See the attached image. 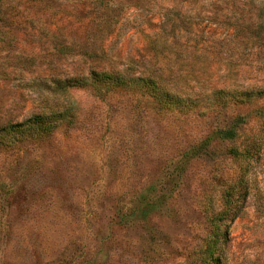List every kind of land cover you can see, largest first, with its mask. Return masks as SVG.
Listing matches in <instances>:
<instances>
[{"label":"rangeland","instance_id":"rangeland-1","mask_svg":"<svg viewBox=\"0 0 264 264\" xmlns=\"http://www.w3.org/2000/svg\"><path fill=\"white\" fill-rule=\"evenodd\" d=\"M93 72L153 73L199 103L161 110L122 88L48 94ZM254 88L264 90V0H0V127L78 107L74 125L0 151V264H192L207 202L220 206L242 163L221 141L184 156L231 123L258 160L226 264H264V97L209 105L220 90ZM153 188L158 211L119 224Z\"/></svg>","mask_w":264,"mask_h":264},{"label":"trees","instance_id":"trees-1","mask_svg":"<svg viewBox=\"0 0 264 264\" xmlns=\"http://www.w3.org/2000/svg\"><path fill=\"white\" fill-rule=\"evenodd\" d=\"M164 79L156 74L130 75L127 73L93 72L87 77L64 81H53L48 88V94L54 96L68 95L72 89L92 88L101 95L105 91L122 88L136 90L151 97L161 110L186 111L195 107L199 101L184 98L171 92L164 84ZM264 97L263 89L220 90L215 94V102L209 105L213 109H225L231 106L251 104L258 98ZM77 104L66 101L58 109L34 114L18 122L9 123L0 127V151L13 149L28 142H39L48 139L63 125L72 126L76 121ZM261 113V112H259ZM262 114V113H261ZM237 125L232 123L224 128H218L201 145L193 148L184 156V160L192 158L196 153L206 150L212 142L221 141L231 144L228 155L237 162H241L238 176L230 184L222 185L220 206L209 198L206 206L207 221L210 230L204 240V245L191 253L192 264H226L227 250L230 244L231 225L244 213L247 200L252 194L251 176L255 174V164L258 153L254 146L244 142ZM182 169V168H181ZM153 188L147 190L132 204L131 207L121 210L118 223L125 224L131 221H146L157 212L162 204L161 197L156 196ZM258 194L257 211H264V199ZM263 200V201H262Z\"/></svg>","mask_w":264,"mask_h":264}]
</instances>
